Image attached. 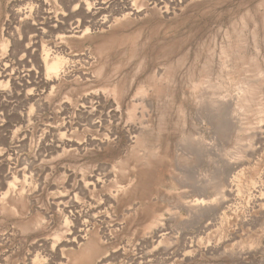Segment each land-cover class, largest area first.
Wrapping results in <instances>:
<instances>
[{
	"label": "rangeland",
	"instance_id": "374dc122",
	"mask_svg": "<svg viewBox=\"0 0 264 264\" xmlns=\"http://www.w3.org/2000/svg\"><path fill=\"white\" fill-rule=\"evenodd\" d=\"M0 264H264V0H0Z\"/></svg>",
	"mask_w": 264,
	"mask_h": 264
},
{
	"label": "bare ground",
	"instance_id": "6f19581e",
	"mask_svg": "<svg viewBox=\"0 0 264 264\" xmlns=\"http://www.w3.org/2000/svg\"><path fill=\"white\" fill-rule=\"evenodd\" d=\"M131 11H133V12H135V13H137L138 11H135L134 9H130ZM57 67V65L56 64H53L52 66H51V69H55Z\"/></svg>",
	"mask_w": 264,
	"mask_h": 264
}]
</instances>
